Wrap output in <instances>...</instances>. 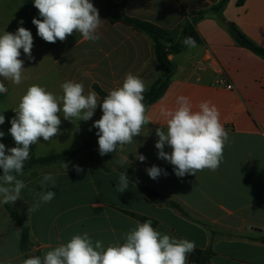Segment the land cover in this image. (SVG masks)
<instances>
[{
  "label": "crops",
  "instance_id": "obj_1",
  "mask_svg": "<svg viewBox=\"0 0 264 264\" xmlns=\"http://www.w3.org/2000/svg\"><path fill=\"white\" fill-rule=\"evenodd\" d=\"M220 1L127 0L125 13L176 32L186 19ZM91 2L104 20L98 29L99 41H84L74 32L63 42L48 43L37 35L32 23L34 17L42 19L33 0H0V34L15 33L23 26L34 38V60L20 50L27 77L20 84L22 90L35 84L60 95V85L73 80L83 83L85 93L98 85L108 94L122 85L127 73L142 79L146 69L156 63L148 37L122 23L111 24L105 0ZM237 2L230 0L221 15L207 11L195 23L202 44L184 46L181 52L169 55L175 66L169 87L160 101L147 107L152 122L123 151L99 155L98 130L91 127L102 116L99 107L89 121L72 122L61 116L60 134L47 142L40 138L45 150L53 151L44 157L73 152L86 141L95 143L96 148L69 161L36 166L17 177L26 187L15 204L26 207L27 212L38 199L36 193L43 190L40 182L46 173L55 177V187L49 184L47 190L55 191L56 196L28 212L32 246L27 253L21 248V230L7 204H0V264H22L31 253L43 257L84 232L93 241H102L105 248L117 241L123 243L124 234L137 221L147 220L162 234L195 241L196 248L186 264L192 260L195 264H264V58L238 46L226 26L235 23L264 47V0H246L242 6ZM21 19L23 25L18 23ZM174 36L179 39V33ZM160 71L159 77L164 73L162 68ZM223 76L233 85L232 90L217 84ZM154 83L147 84L146 91ZM180 95L190 99L194 110L203 101H210L219 110L229 141L215 171L204 169L178 178L174 166L158 158L156 129L166 130L159 110L162 106L174 108ZM7 119L3 125H9ZM165 151L170 153L171 148L166 146ZM135 152L144 155L145 161L137 160ZM126 156L128 165L121 163ZM63 162L68 164L67 170ZM73 165L83 171L77 173ZM153 165L167 175L151 179L146 169ZM125 171L130 184L121 193L116 185ZM144 187L159 192L181 210L151 198Z\"/></svg>",
  "mask_w": 264,
  "mask_h": 264
},
{
  "label": "clouds",
  "instance_id": "obj_2",
  "mask_svg": "<svg viewBox=\"0 0 264 264\" xmlns=\"http://www.w3.org/2000/svg\"><path fill=\"white\" fill-rule=\"evenodd\" d=\"M33 4L42 19L34 17L32 23L37 28V35L45 42H63L74 32L80 33L84 41L101 39L98 29L104 20L91 0H33ZM18 23L23 25L24 21L21 19ZM183 44L197 46L192 36L185 37ZM33 47V35L23 26H19L15 33L4 31L0 34V93L8 90L5 81L20 85L27 78L23 74L25 67L24 60L20 59V50L29 60H34ZM60 88L62 94L56 95L42 86L31 85L20 98L18 107L13 109L15 116L10 120L8 132L15 146L6 149L5 144L0 143V204H15L21 198L26 184L17 177L23 175L31 146L39 143L40 138L47 142L60 134L61 116L72 122L89 121L100 108L102 116L91 126L98 130L100 156L123 151L152 122L143 103L147 85L131 72L125 75L121 86L110 90L103 98L93 90L85 93L82 82L69 80ZM159 116L166 121V130L156 129L157 155L174 166L173 171L178 178L195 175L204 169H218L229 133L220 122V113L215 105L203 101L198 110H194L190 99L180 95L176 98L175 107L162 106ZM4 123L5 116L0 114V125ZM4 135L0 131V138ZM166 146L171 148L170 153L165 151ZM134 155L141 162L146 159L138 152ZM121 163L128 165V156ZM63 166L68 169L67 163L63 162ZM73 168L77 173L83 171L79 165H73ZM146 172L153 180L162 174L167 175L156 165L147 168ZM40 183L43 190L36 193L38 199L28 208L29 213L56 196L55 191L47 190L49 184L53 188L56 184L52 173L44 174ZM129 184L126 171L122 172L116 189L122 193ZM195 248V241L162 234L147 220L143 223L137 221L135 227L124 234L123 243L117 241L105 248L102 241H93L84 232L73 235L67 243L52 248L43 257L29 256L22 264H186L188 255Z\"/></svg>",
  "mask_w": 264,
  "mask_h": 264
},
{
  "label": "trees",
  "instance_id": "obj_3",
  "mask_svg": "<svg viewBox=\"0 0 264 264\" xmlns=\"http://www.w3.org/2000/svg\"><path fill=\"white\" fill-rule=\"evenodd\" d=\"M229 1L230 0H221L218 4L210 7L208 10L196 12L195 17L191 20L186 19V21L181 26L180 30L176 31L177 33H179V39L176 40L174 36V34H176L175 31L167 30L154 23L127 15L125 13L127 0H123L121 3H115L111 0H105L106 13L109 22L111 24L122 23L148 37L152 43L155 61L164 70V73L155 81L152 87L143 94V103L146 105V107H149L155 104L156 102L160 101L164 97L169 87V83L175 72V66L170 61L169 55L176 54L182 51L185 46L183 44V40L187 36L194 37L197 45L202 44L203 40L195 28V23L198 20L202 19L207 11H213L221 15ZM245 1L246 0H238L237 5L242 6ZM226 26L238 46L248 49L254 54L264 58V47L259 46L253 40L247 37L235 23H226ZM150 67L151 66H149L148 69ZM148 69H146L142 76L146 74ZM93 89L99 94L101 98L107 95V93L98 85H94ZM94 148H96L95 143H92L91 141H86L80 149L70 153L52 155L43 158H31L28 162L24 164L23 173L39 165H49L58 161H69L78 157L82 153L91 151ZM0 171L2 172V169H0ZM144 189L148 196H150L151 198H154L160 202L167 203L181 210L178 204L166 200L162 194L153 190L152 188L144 187ZM6 207L10 212L13 220L18 224L21 230V248L23 252H30L32 242L28 222V212L26 207L18 204H14V206L7 204ZM261 240L264 241V238H261ZM29 256L41 255L31 253L29 254ZM192 264H195L193 260Z\"/></svg>",
  "mask_w": 264,
  "mask_h": 264
},
{
  "label": "rangeland",
  "instance_id": "obj_4",
  "mask_svg": "<svg viewBox=\"0 0 264 264\" xmlns=\"http://www.w3.org/2000/svg\"><path fill=\"white\" fill-rule=\"evenodd\" d=\"M160 67L157 63L151 65V67L147 70L146 74L142 77L145 81L146 85L151 82L156 81L159 78ZM5 86L7 87V92L0 93V114H3L5 118H8L6 121L9 122V125H0V131L5 133L3 138H0V143H4L7 148L14 147L15 142L9 133L8 129L11 127L10 120L15 116V112L13 109L18 107L21 96H23L29 87L24 86L23 90L20 85H15L11 82L5 81ZM33 147L35 150H33ZM54 150V149H53ZM49 153H53L52 150H45V144L37 143L36 145L31 146L30 158L25 161H29L32 157H44ZM7 154V153H6ZM0 174L2 172L0 171ZM10 205L14 206V204L10 203Z\"/></svg>",
  "mask_w": 264,
  "mask_h": 264
},
{
  "label": "built area",
  "instance_id": "obj_5",
  "mask_svg": "<svg viewBox=\"0 0 264 264\" xmlns=\"http://www.w3.org/2000/svg\"><path fill=\"white\" fill-rule=\"evenodd\" d=\"M217 84L218 85H224V86H226V88H228L229 90H232L234 87H233V85L232 84H230L229 82H228V79L226 78V77H221L219 80H218V82H217Z\"/></svg>",
  "mask_w": 264,
  "mask_h": 264
}]
</instances>
